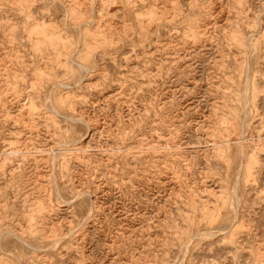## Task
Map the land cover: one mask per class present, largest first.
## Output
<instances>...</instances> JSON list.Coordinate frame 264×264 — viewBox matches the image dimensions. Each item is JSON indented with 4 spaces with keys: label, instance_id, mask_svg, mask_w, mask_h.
Returning a JSON list of instances; mask_svg holds the SVG:
<instances>
[{
    "label": "rangeland",
    "instance_id": "374dc122",
    "mask_svg": "<svg viewBox=\"0 0 264 264\" xmlns=\"http://www.w3.org/2000/svg\"><path fill=\"white\" fill-rule=\"evenodd\" d=\"M0 264H264V0H0Z\"/></svg>",
    "mask_w": 264,
    "mask_h": 264
}]
</instances>
